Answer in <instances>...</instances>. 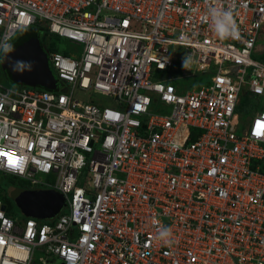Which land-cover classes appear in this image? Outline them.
Listing matches in <instances>:
<instances>
[{
    "label": "built area",
    "instance_id": "obj_1",
    "mask_svg": "<svg viewBox=\"0 0 264 264\" xmlns=\"http://www.w3.org/2000/svg\"><path fill=\"white\" fill-rule=\"evenodd\" d=\"M41 24L70 42L48 53L61 88L0 80V173L67 206L0 199V264H264V0H0V60Z\"/></svg>",
    "mask_w": 264,
    "mask_h": 264
},
{
    "label": "water",
    "instance_id": "obj_2",
    "mask_svg": "<svg viewBox=\"0 0 264 264\" xmlns=\"http://www.w3.org/2000/svg\"><path fill=\"white\" fill-rule=\"evenodd\" d=\"M5 79L13 87H43L55 89V77L35 26L21 32L5 48L1 56ZM10 197L27 217L55 218L66 206V196L52 188L15 187Z\"/></svg>",
    "mask_w": 264,
    "mask_h": 264
},
{
    "label": "trees",
    "instance_id": "obj_3",
    "mask_svg": "<svg viewBox=\"0 0 264 264\" xmlns=\"http://www.w3.org/2000/svg\"><path fill=\"white\" fill-rule=\"evenodd\" d=\"M35 27H36V31L38 32V35L40 37L42 46L47 51V53L50 54V52L58 51L60 49L59 44L52 41V37L57 36L56 34L50 33L48 28L42 24L37 25ZM62 50L65 52L64 49H62ZM257 52L258 53H255V54L258 55V57L263 59V61H264V53H259L261 51H257ZM52 71H53L54 75L56 76L53 68H52ZM204 79H202L200 77V75L198 76L199 81H202V80L204 81ZM38 87H40V86H38ZM40 88H43V87H40ZM60 88H61V84H60V87H58V88L56 87V90H59ZM245 96L248 97V95H246V93H245V94H243L242 98ZM246 103H248V101ZM256 164H257V161L254 162L253 166H255ZM259 164L261 165V170L264 171V160L259 161ZM25 182L26 181L19 179L17 176L0 173V199L6 205L7 212L9 214H16V213L21 214L19 212L18 208L16 207V204L14 203V201L10 197V191L15 187H28V185Z\"/></svg>",
    "mask_w": 264,
    "mask_h": 264
},
{
    "label": "clouds",
    "instance_id": "obj_4",
    "mask_svg": "<svg viewBox=\"0 0 264 264\" xmlns=\"http://www.w3.org/2000/svg\"><path fill=\"white\" fill-rule=\"evenodd\" d=\"M209 14H210V16L212 18V28H213V31L215 32V34L218 37H220V38H229V37H234V36L237 35V31H238L237 25L235 24V22H234V20L232 18V13L230 11H226V10L219 9V8H216V7H210L209 8ZM32 26H37V25H32ZM51 69H52V67H51ZM57 82H58V79H57ZM26 188H28V187H26ZM66 206H67V199H66ZM66 206L64 208H66ZM6 210H7V208H6ZM21 215L23 217H27V216L23 215L22 213H21ZM41 220H49V219H41ZM157 239L161 240L165 244H168V245L172 244L174 242L172 229L170 227H166V226L160 227V229L158 230Z\"/></svg>",
    "mask_w": 264,
    "mask_h": 264
},
{
    "label": "rangeland",
    "instance_id": "obj_5",
    "mask_svg": "<svg viewBox=\"0 0 264 264\" xmlns=\"http://www.w3.org/2000/svg\"><path fill=\"white\" fill-rule=\"evenodd\" d=\"M52 41L55 42V43H58L59 44V50L58 51H63L62 49L63 48H68L70 42L67 40V39H63V38H60L58 36H53L52 37ZM257 50L258 51H261L259 53H264V29L263 31L261 32V34L259 35V39H258V43H257ZM67 51V50H66ZM258 53V52H256ZM253 56H255L258 60H262L261 58L258 57V55H256L255 53L253 54ZM56 74V73H55ZM202 79L206 78V76L204 74H201L200 76ZM0 80H2L5 84L9 85V83L7 82V80L5 79V76H4V73H3V69L1 67V64H0ZM58 87H60V81L58 82ZM79 96H83L82 93L79 94ZM250 97H243L240 101V105L239 107L237 108V111L236 113L238 114L239 116V119L242 120V121H247L246 120V117H250L252 114H254L255 110L257 108L261 109L263 107L262 104H254V105H249V104H246V102L249 100ZM28 186H30V184L28 182H25ZM78 232L77 230H74L73 234H72V237L75 238L77 236Z\"/></svg>",
    "mask_w": 264,
    "mask_h": 264
}]
</instances>
